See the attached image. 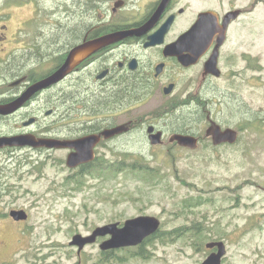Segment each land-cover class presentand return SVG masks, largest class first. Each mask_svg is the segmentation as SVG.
Here are the masks:
<instances>
[{
  "label": "rangeland",
  "instance_id": "374dc122",
  "mask_svg": "<svg viewBox=\"0 0 264 264\" xmlns=\"http://www.w3.org/2000/svg\"><path fill=\"white\" fill-rule=\"evenodd\" d=\"M55 1L63 7L76 1L81 12L83 0H47V12L55 10ZM11 2L0 0V14H22L24 7H9ZM104 3L95 0L96 17L99 4ZM206 3L219 9L221 0ZM252 5L254 11L231 43L240 50H252L264 65V0H253ZM243 65L239 58L235 68ZM194 82L169 99L151 94L141 106L125 107L124 117L137 118L138 128L101 146L99 157L88 167L70 168L63 151L18 160L0 151V264H201L213 251L206 247L211 241H224L227 246L222 264H264V86L253 91L256 116L241 140L219 147L207 139L206 116L199 121L197 109L166 106L192 98L199 76ZM211 85L209 92L215 91L214 79ZM242 90L246 96L252 93L247 83ZM75 108L74 119L84 118L87 110L79 113L84 109ZM208 108L217 119L214 102ZM223 110L229 119L240 118L235 107ZM119 119V113L111 118ZM147 121L167 130L163 143H150L143 126ZM199 123L204 140L198 148L170 141L174 129ZM120 160L122 169L112 170L111 164ZM132 163L137 167L132 168ZM20 209L28 212V219L17 221L10 216L12 210ZM140 215L161 221L159 237L143 242L141 254L136 253L141 245L103 251L100 245L106 236L80 252L70 244L75 234L87 236L98 226L123 224Z\"/></svg>",
  "mask_w": 264,
  "mask_h": 264
},
{
  "label": "flooded vegetation",
  "instance_id": "af4514ba",
  "mask_svg": "<svg viewBox=\"0 0 264 264\" xmlns=\"http://www.w3.org/2000/svg\"><path fill=\"white\" fill-rule=\"evenodd\" d=\"M46 1L12 0L9 7H24L22 14H0V105L18 102L32 86L57 71L74 47L114 31L143 27L164 3V0H103L105 3L99 4L96 17L95 0H83L81 12L76 1L65 7L61 1H55V10L47 12ZM206 2L168 0L160 17L147 32L104 47L80 63L64 79L35 91L14 112L0 114V137L34 135L37 138L75 140L126 125L127 131L101 139L95 147L98 158L101 146H109L138 128L137 118L124 117L125 107L141 106L142 101L151 94H160L169 99L181 87L187 89L196 85L194 79L199 76L192 98L181 104H174L173 101L166 106H193L201 114L199 121L206 116L204 132L212 121L223 130L232 128L238 132L235 143L225 142L219 147L237 144L244 129L256 116L253 91L256 86H264V65L261 60L252 50H240L237 46L232 47L231 43L233 37L239 34L238 28L245 25L248 14L254 11L253 0L246 3L221 0L219 9L208 7ZM66 7L63 14L62 9ZM206 11L216 14V36L200 58L186 65L178 56L166 53L167 46L190 31L200 14ZM167 23L169 29L163 40L152 43L150 36ZM181 52L190 55L191 48H184ZM215 52L216 72L206 73V63ZM239 58L244 65L235 68ZM191 72H197V76L191 75ZM213 79L215 91L209 92ZM246 83L252 89L248 96L242 90ZM170 86L171 93L167 94L166 89ZM209 93L212 97L208 96ZM213 102L217 107L214 115L218 116L217 119L213 118L212 110L208 108ZM75 106L84 109L79 113L87 110L81 120L73 117ZM229 107L239 110V119L227 118L228 113L225 114L223 108ZM117 113L120 119L111 120L113 114ZM151 125L155 126V132H163V138L166 136L167 130L155 122L147 121L143 126L148 128ZM199 127L200 123L196 127H178L174 131L195 135L202 142L204 139L199 135ZM207 139L212 141L211 137ZM74 150L0 147L1 152L17 160L55 151H63L68 157Z\"/></svg>",
  "mask_w": 264,
  "mask_h": 264
},
{
  "label": "water",
  "instance_id": "95a60500",
  "mask_svg": "<svg viewBox=\"0 0 264 264\" xmlns=\"http://www.w3.org/2000/svg\"><path fill=\"white\" fill-rule=\"evenodd\" d=\"M168 0L158 9L156 14L140 28L114 31L95 39L88 40L74 47L63 65L49 77L43 79L36 85L32 86L29 91L16 103L0 105V114L7 115L17 110L20 105L35 91L46 88L70 74L80 63L98 52L99 50L111 45L121 39L142 35L153 27L157 19L163 12ZM216 14L213 11H206L200 14L197 23L190 31L184 33L176 42L170 44L166 48V53L176 55L180 61L186 65L195 63L205 50L210 47L216 36L215 25ZM169 23L160 28L150 36L152 43L162 41L168 32ZM191 48V54H182L184 48ZM217 52L206 63V73L216 72ZM172 86L166 89V93H171ZM126 125H121L111 129H105L100 134H91L75 140H59L52 138H37L34 135H17V136H1L0 147L5 146H33L48 148H74L67 157V165L70 168H76L81 165L90 164L95 161V147L102 138H110L115 134L127 131ZM148 138L151 144H161L163 140V132H155V126L151 125L147 128ZM206 135L212 138L214 145H220L225 142L235 143L238 139V132L232 128L222 129L215 121L206 130ZM170 141H177L180 145L189 147L190 149L198 148L199 138L192 134L175 133L171 136ZM10 216L17 220L28 219V212L24 209L12 210ZM161 221L159 218L151 215H140L127 219L123 224L120 222L108 223L96 227L93 232L87 236L83 234H75L71 245L79 247V252L88 244L95 242L99 237H108L104 240L100 247L103 251L114 250L117 248L138 246L143 243L146 238L155 234L160 230ZM208 249L213 251L201 264H222L223 258L227 253V246L224 241H211L206 244Z\"/></svg>",
  "mask_w": 264,
  "mask_h": 264
},
{
  "label": "trees",
  "instance_id": "16d2710c",
  "mask_svg": "<svg viewBox=\"0 0 264 264\" xmlns=\"http://www.w3.org/2000/svg\"><path fill=\"white\" fill-rule=\"evenodd\" d=\"M123 163L124 162H122L121 160L118 162V164H111V166H110V168L112 169V170H117V171H119L120 169H122V167H123ZM93 163H90V164H87L85 167H88V166H90V165H92ZM105 164H106V161L105 160H103L102 162H101V165L102 166H105ZM115 166V167H114ZM117 166V167H116ZM131 167L132 168H136L137 167V165H136V163H132L131 164ZM141 168H144V166L142 165L141 166ZM145 170V169H144ZM177 232L178 231H180V229H177L176 230ZM160 233H161V231H157L155 234H153V235H151V236H149L148 238H146V240L144 241V243L143 244H145V243H148V242H151V241H153L154 239H156V238H158L159 237V235H160ZM143 244L141 243L140 245V247H139V251L138 252H136L137 254L138 253H142V250H143ZM135 253V254H136Z\"/></svg>",
  "mask_w": 264,
  "mask_h": 264
}]
</instances>
